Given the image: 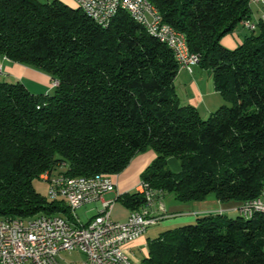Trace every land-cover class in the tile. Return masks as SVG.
<instances>
[{"label":"trees","instance_id":"1","mask_svg":"<svg viewBox=\"0 0 264 264\" xmlns=\"http://www.w3.org/2000/svg\"><path fill=\"white\" fill-rule=\"evenodd\" d=\"M149 1L185 34L230 104L207 118L182 104L173 49L124 9L104 27L61 0H0V55L59 81L53 92L33 93L21 81L0 80V217L72 219L65 200L42 195L35 179L117 174L150 148L156 157L142 180L180 201L261 195L264 22L230 49L221 40L252 20L251 0ZM171 156L179 172L168 167ZM118 199L131 209L145 203L138 191ZM148 245L141 264H264V213H209Z\"/></svg>","mask_w":264,"mask_h":264},{"label":"built area","instance_id":"2","mask_svg":"<svg viewBox=\"0 0 264 264\" xmlns=\"http://www.w3.org/2000/svg\"><path fill=\"white\" fill-rule=\"evenodd\" d=\"M261 2L263 0H254ZM76 4L100 13L107 22L118 13L119 6L134 9L138 18L145 20L149 29L169 37L181 48L184 69L193 72L199 64V53L190 50L184 33L163 21L158 9L149 0H75ZM241 23L250 30V18ZM4 68L0 63V73ZM53 86L59 84L53 78ZM41 177L50 182V199H64L71 208L72 219L63 214H38L30 217H0V264H134L126 245L145 234L149 226L169 215L163 201V189L141 180L138 192L145 203L132 209L127 220L112 218L114 204L119 197L103 200L109 192L117 191L113 174L96 173L93 184H74L71 175L44 173ZM103 200L102 208L86 224L75 211L89 203ZM254 210H264V186L259 197L244 201L241 212L251 215ZM64 251H79L82 262L67 261Z\"/></svg>","mask_w":264,"mask_h":264},{"label":"crops","instance_id":"3","mask_svg":"<svg viewBox=\"0 0 264 264\" xmlns=\"http://www.w3.org/2000/svg\"><path fill=\"white\" fill-rule=\"evenodd\" d=\"M41 1L51 2L53 0ZM61 1L72 7H77L75 0ZM251 19L253 20V22L255 21L254 23L257 22L258 25L259 23L264 22V0L261 2L251 1ZM251 34L252 30L246 28L240 22L234 31L223 36L221 42L227 48L234 49L241 45ZM0 63H2L4 68L3 73H0L4 81H21L27 86L28 89L29 82H34L36 84H39L36 87H45L43 89L41 88L42 90H40L41 92L39 93L51 92L49 85L51 84V80L53 81V78L48 73L39 71L40 69L38 68L11 60L6 55H0ZM197 66L198 65L194 67L193 72L181 68L177 77L180 75V77L185 76L187 79H190L188 83H190V86H192L194 89V93H196L195 98L192 100V104L195 107L198 106V108L201 109L203 103H206L204 109L207 108V110L205 111H212L213 108L211 107V105H217L218 103H222V98L217 97L216 93H214L215 91L211 90L208 92L210 93L208 96H211V98H208V103V101L205 99L206 94H203V92L201 94L200 92L199 83L201 81V77L192 76V74L195 75V72L198 71ZM155 157L156 153L151 148L136 154L129 163V165L122 172L113 174V177L117 183V191L106 193L103 196V200L116 199L117 196L122 193L138 191V185L142 180V174ZM167 194L168 192L164 194L163 201L169 215L158 223L153 224L154 226L162 222V228L157 227L151 229V227H148L144 235L126 245V249L128 250L131 260L134 264H141L142 260L145 257L149 256V240L156 238L158 235H160L163 230L165 231L167 229L174 228L185 223L195 222L199 216H203L209 213H222L229 216H235L242 213L241 206L243 204V201L240 202L237 200H229L223 202L220 201L214 194H209L203 200L186 201V203L183 204L180 203L181 201L179 202L176 197L171 200H168ZM103 200L92 202L89 204H94V207L98 209L97 212L99 213L100 209L102 208ZM117 201H119L118 198L114 204L111 213L112 218L115 220L125 221L128 219L132 209L122 202L123 206L125 207V212L122 213L121 209L123 207L117 209ZM116 211L117 213H115L114 215V212ZM83 260L84 255L83 258L77 260V262H82Z\"/></svg>","mask_w":264,"mask_h":264},{"label":"rangeland","instance_id":"4","mask_svg":"<svg viewBox=\"0 0 264 264\" xmlns=\"http://www.w3.org/2000/svg\"><path fill=\"white\" fill-rule=\"evenodd\" d=\"M77 6H79V5L77 4ZM197 65H198L197 66L198 71L195 72V75L192 74V76H197V77L200 76L201 77V81L199 83L201 94H202V92H203V94H206L205 99L208 101V98H211V96H208L210 94L208 92L213 90V91H215L214 93H216L217 97L222 98V101H221L222 103H218V104L216 103L217 105H211V107L213 108L212 111H205V110H207V108L204 109V106L206 103H203V105L201 106V109H199L198 106H196L199 113L201 114V116L203 118H207L213 111L217 110L221 105L230 104V103L228 101H226L223 98V96L216 90L215 84L213 81V77L210 74V71L207 68L201 66L200 64H197ZM39 71H42V70H39ZM42 72H44V71H42ZM44 73H46V72H44ZM182 77H184V78H182ZM49 78H50V76H49ZM0 80H4L1 75H0ZM189 80L190 79H187L185 76L180 77V75H179L175 80V89H176L179 101L182 104L193 105L192 100L195 98L196 93H194L193 87L190 86V83H188ZM37 85H39V84H36L34 82H29L28 87L31 91H33L35 93H39V92H41L40 90L45 88L43 86L36 87ZM49 87L51 89V92H53L55 90V86H53L52 80H51V84L49 85ZM209 87H210V89H209ZM208 103H209V101H208ZM170 159H172V160H170ZM168 167L171 170H173L174 172H179L181 170V162L176 156H171L168 158ZM34 186L38 190V192H40L42 195H44L46 197L47 196L50 197V194H49L50 182L47 179H44L43 177L35 179ZM167 195H168V200H171L174 197H176L173 192H168ZM179 202H180V200H179ZM180 203L184 204V203H186V201H181ZM94 206H95L94 204H87L85 206L78 208L75 211L76 215L78 216V218L80 219V221L82 223H84V224L88 223L90 221V219H92L96 214H98V212H97L98 209ZM120 207H123L121 209L122 213L125 212V209H124L125 207L123 206L121 200L117 201V209H119ZM115 213H117V211L114 212V215H115ZM161 223L162 222H160L159 224L154 225V226L152 225L150 227H151V229L161 227ZM62 257L65 258L67 261H77V260H80L81 258H83V254L80 253L79 251H74L71 253L68 251H64L62 253Z\"/></svg>","mask_w":264,"mask_h":264},{"label":"bare ground","instance_id":"5","mask_svg":"<svg viewBox=\"0 0 264 264\" xmlns=\"http://www.w3.org/2000/svg\"><path fill=\"white\" fill-rule=\"evenodd\" d=\"M251 1H254V0H251ZM78 5H79V7H81L85 11V13L89 17H91L98 24H100L104 27L109 25L110 22H107L106 20H104L100 16V13H97L95 10H90L88 7L82 6V4H78ZM120 9H124V10L128 11L136 22L142 24L151 34L156 36L162 42L168 44L173 49L174 54H175V58L178 61L179 66L181 68H184V60H183V57L181 56V48L180 47H176L175 43L172 42V40L169 37L163 36L161 33H156V31L153 29H149L148 24L145 23L144 19L138 18L134 9H129L128 6H119V10ZM250 22H251L252 26L257 27L256 23H254L251 20H250ZM71 180H73L74 184H81V182H83V184H93L94 181L96 180V174L92 175V176L71 177ZM256 211L264 213V210H254V212H256ZM242 213H244V212H242Z\"/></svg>","mask_w":264,"mask_h":264}]
</instances>
